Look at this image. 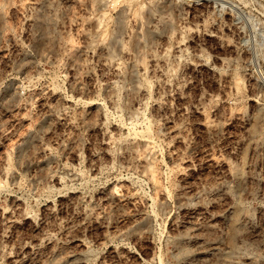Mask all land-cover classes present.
Instances as JSON below:
<instances>
[{"label":"rangeland","instance_id":"obj_1","mask_svg":"<svg viewBox=\"0 0 264 264\" xmlns=\"http://www.w3.org/2000/svg\"><path fill=\"white\" fill-rule=\"evenodd\" d=\"M228 257L264 264V0H0V264Z\"/></svg>","mask_w":264,"mask_h":264},{"label":"bare ground","instance_id":"obj_2","mask_svg":"<svg viewBox=\"0 0 264 264\" xmlns=\"http://www.w3.org/2000/svg\"><path fill=\"white\" fill-rule=\"evenodd\" d=\"M97 1V0H96ZM101 1V0H100ZM106 1V0H105ZM158 1V0H157ZM103 2H104V0H103ZM104 5V4H103ZM152 16H154L153 14H152ZM104 17V16H103ZM102 17V18H103ZM155 17V16H154ZM155 18H157V17H155ZM156 20V19H155ZM155 20H154V22L153 23H155ZM152 20H151V18H150V22H151ZM157 22H158V20H157ZM152 23V22H151ZM152 23V25H154ZM122 25V24H121ZM120 25V26H121ZM156 25H158L157 23H156ZM156 25H154L155 26V28L154 29H156ZM123 26V25H122ZM124 27V26H123ZM153 27V26H152ZM122 28V27H121ZM120 28V29H121ZM151 28V27H150ZM158 28V27H157ZM123 29V28H122ZM153 30V29H152ZM154 31V30H153ZM104 45V44H103ZM110 54V53H109ZM109 54H108V56H109ZM111 55V54H110ZM107 56V57H108ZM110 57V56H109ZM108 57V58H109ZM106 60V59H105ZM108 61H110V60H108ZM105 62V61H104ZM117 64V63H116ZM109 65H111L110 63H109ZM113 66V65H112ZM113 67H115V70H114V72H115V74H116V76H117V73L119 72V70L118 69H120L119 67L118 68H116V66H113ZM110 68V67H109ZM122 68V67H121ZM211 122V123H210ZM206 124H208V122L206 123ZM205 124V125H206ZM209 124L211 125V127H212V121H209ZM207 126V125H206ZM210 127V128H211ZM209 128V127H208ZM212 129V128H211ZM209 157V156H208ZM207 163H213L214 161H213V157H209V158H207ZM219 165V164H218ZM213 199V198H212ZM246 212V211H245ZM246 214V213H245ZM249 214V213H248ZM251 214V213H250ZM242 215V214H241ZM246 217V216H245ZM248 217V216H247ZM246 217V218H247ZM249 217H250V215H249ZM244 218V217H243ZM242 218V219H243ZM247 220V222H248V218L246 219ZM242 221V220H241ZM251 221H252V219H251ZM244 222V221H243ZM250 222V221H249ZM237 226H238V224H237ZM245 227H246V224H245ZM245 227L243 226V225H239L238 227H236V228H239V229H241V230H246L245 229ZM252 231V230H251ZM262 231V230H261ZM252 232H254V231H252ZM258 236H259V234H258ZM179 238V237H178ZM207 239V238H206ZM179 240H181V239H179ZM178 240V242H180ZM213 240V239H212ZM232 240H234V238H232ZM202 241V240H201ZM204 241V240H203ZM177 242V241H176ZM177 242V243H178ZM205 242H207V241H205ZM205 242H199V245L196 243V248H195V252H196V255H197V259H198V261L201 263V262H203L204 261V259H205V256H206V254L208 253V251L210 250V249H212V248H210L211 246H209L208 244H210L209 243V241H208V243H205ZM182 243H184V242H182ZM212 243V242H211ZM181 244V243H180ZM184 245V244H183ZM214 245H212V247H213ZM177 247H178V245H177ZM187 247V246H186ZM186 247H180V249H178V252H179V250H180V253L181 254H183V255H187V254H189L190 253V249H188V247L186 248ZM211 251V250H210ZM213 251V250H212ZM79 253V252H78ZM212 253V252H211ZM190 255V254H189ZM75 256V255H74ZM77 256V255H76ZM79 256H80V254H79ZM191 256V255H190ZM208 256V255H207ZM206 256V257H207ZM72 257H73V255H72ZM78 257V256H77ZM82 257V256H81ZM194 257V256H193ZM185 257H183L182 259H184ZM186 258H187V256H186ZM191 258V257H190ZM14 259V258H13ZM76 259H80V258H75V261H76ZM84 259V258H83ZM86 259V258H85ZM185 260V259H184ZM187 260V259H186ZM188 260H190V259H188ZM188 260H187V262H188ZM196 260V259H195ZM83 261V260H82ZM193 261H194V259H193ZM192 260H191V262H193ZM14 262H16V259L15 260H13V263ZM18 262V261H17ZM19 262H20V260H19ZM79 262V261H78ZM81 262V261H80ZM190 262V261H189ZM190 262V263H191ZM205 262V261H204ZM226 263L225 264H242L241 263V261H239V260H237V259H234V258H232V257H228L227 258V261H225ZM186 263V262H185ZM187 264V263H186ZM195 264H196V262H195Z\"/></svg>","mask_w":264,"mask_h":264}]
</instances>
